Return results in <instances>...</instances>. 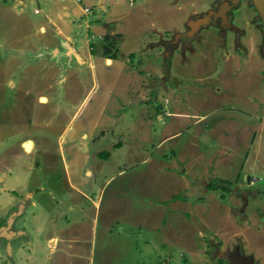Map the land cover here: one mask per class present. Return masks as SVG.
<instances>
[{"label":"rangeland","instance_id":"374dc122","mask_svg":"<svg viewBox=\"0 0 264 264\" xmlns=\"http://www.w3.org/2000/svg\"><path fill=\"white\" fill-rule=\"evenodd\" d=\"M166 1L137 0L146 11L125 21L144 28L142 47L127 45L132 32L122 51L90 38L89 51L134 70L121 89L118 69L101 65L105 89L78 43L38 27L53 0H0V221L18 212L21 233L0 239V264H219L255 233V205L241 219L237 196L206 186L264 180V127L248 115L264 116V40L253 28L241 42L194 33L183 27L193 6Z\"/></svg>","mask_w":264,"mask_h":264},{"label":"crops","instance_id":"0c3cea01","mask_svg":"<svg viewBox=\"0 0 264 264\" xmlns=\"http://www.w3.org/2000/svg\"><path fill=\"white\" fill-rule=\"evenodd\" d=\"M11 1H13V3L15 1L16 2L15 5L17 7H19L21 10H23L25 7H27V4L30 0H26V1L11 0ZM11 1L9 0V4L11 3ZM65 1L66 0H53L52 3H54V8H56V11H54V13L47 11V13L45 15V17L48 19V23H50V26H48L46 23H40L38 27L42 31L47 30V32H51L52 38L56 39V41H58L59 43L66 42L67 44H73L74 45L73 49L76 48L75 47L76 43L79 44L78 48L82 52V56L78 55L79 59L84 61V62H87L89 60L90 65L95 70L93 73L95 88H97V87H99V88L104 87L105 88L106 87L105 78L104 77L102 79L99 78L100 72L105 71V69L104 70L101 69L100 66L102 65L105 68L106 67H114L113 71H115V69H118L120 77H123V79L121 80V83H123V85L119 86L118 82H110V83L114 84L116 88L118 87V88L122 89L124 86V82H126L125 80H127L128 72L133 73L134 70H128V68H127V70L125 69L127 64L123 61V59H122L123 57L121 58L120 55L119 56L116 55L115 58H109L108 57L109 55L106 56V55L101 54L103 56L102 57L101 55H99L97 48L99 49L98 46L103 43L104 38L108 39V40L115 39L118 41V44L122 45V47L120 48V50L122 51V48L125 45L124 43H126V40L131 39L130 38L131 34L133 35V38L128 41L127 45L132 46V47L135 46V48L142 47V44H143L142 41L143 40L141 39L142 36H140L139 34H140V31L144 30V28L140 29V28L136 27V31H134L133 30L134 27H132V29L127 28V30H126L123 28V25H125V21L127 19L131 18L130 17L131 15H134V16L136 15L138 7L140 8V10L145 9V11H146L147 5L146 6L142 5V7H141L140 3H136L137 0H127V1H125V0H90V1H87V3L84 2L85 6H82L79 2H81L83 0H80V1L75 0L77 4L74 3L73 5L68 6ZM171 1L172 0L166 1L169 10H173V8H174V6L171 5ZM4 4H7V3L5 2ZM85 7H91L92 11L89 13H86ZM124 8H128L129 10L125 11ZM36 11L38 13L41 12L40 9H37ZM131 20L133 21V18H131ZM129 33H131V34H129ZM127 34H129V35L126 37ZM90 38L91 39L93 38L94 40L98 39V40H96L97 41L96 43L99 44V45H97L94 43V46L91 44V49H90L91 53L87 49ZM40 39L44 41V38H40ZM90 42L93 43L92 41H90ZM129 42H131V43H129ZM45 45L47 46V44H45ZM44 49H46V48H44ZM123 55H124V53H122V56ZM133 57H134V54L133 53L130 54V58H133ZM130 58H128L126 60H129ZM135 58H136V56H135ZM242 58L246 59L247 57L243 56ZM108 60H111L112 64H107L106 61H108ZM102 61H104V65L102 64ZM206 76H208V75H206ZM263 82H264V80H263ZM153 87H155V86H153ZM115 90H113V91H115ZM105 99H107V97ZM251 101H252V99H251ZM253 104L258 105V103H253ZM261 104L263 105V108H264V101ZM246 114H248L247 111H246ZM248 115L258 117L259 119H261L260 124L263 125V127H264V116L263 115H262V117L257 116V112L249 113ZM247 129L248 128H246V131H248ZM262 129L264 131V128H262ZM254 140H256V137ZM25 147H26V145H25ZM222 153H224V151L221 152V154ZM176 154H177V152H176ZM178 154H179V152H178ZM178 157H179V155H178ZM180 157L182 158V156H180ZM249 157H250V152L245 157L247 161H248ZM182 171H183L182 172V174H183L185 171V167L182 169ZM248 173L249 172H244V174H242L241 172L238 173L236 175V177L234 178L233 182L237 183L238 180H240V178H242L241 177L242 175H243V179L246 178V175ZM211 178H213V176H211ZM258 179L261 180V178H258ZM211 180H213V179H211ZM209 182H208V184H209ZM255 218H256V221L254 223L256 225L262 223L260 217L258 218V216L255 215ZM254 232H255V234L257 233L258 235L264 234V223H262V227H261L260 231H254ZM251 252H253V251H251Z\"/></svg>","mask_w":264,"mask_h":264},{"label":"flooded vegetation","instance_id":"af4514ba","mask_svg":"<svg viewBox=\"0 0 264 264\" xmlns=\"http://www.w3.org/2000/svg\"><path fill=\"white\" fill-rule=\"evenodd\" d=\"M192 1H171V5L174 7L180 3H184L183 8L185 9L193 6L189 10V18L183 22V27L191 29L192 32L196 33L199 29L208 32L216 31L222 39L226 40L227 38L233 42L236 39V34H239L237 35L238 41L241 42V36L245 34L243 31L253 28L258 30L264 40V0H194L196 4ZM200 35L199 33L194 38L191 37L190 40H200ZM241 177L237 183L232 181L233 184L230 191L226 192V196L229 194L237 196L235 198L239 200L238 217L244 220L248 219L252 214L251 211L248 212V208L255 205L253 212L264 223V180L255 179L250 174H247L244 179L243 175ZM16 208L20 211L19 206ZM18 214V212L14 214L15 220L12 224V230L16 233L14 239L21 236L20 230L14 229ZM8 219L7 217L3 222L0 221V226L4 225ZM262 223L256 225V231L261 230ZM250 235H252V237L249 236L250 239L245 235H237L234 240L237 242L234 243L232 249L223 252V254L228 252L227 255L224 254L225 260L220 259L218 263L264 264V234L253 233ZM225 246L228 247V244Z\"/></svg>","mask_w":264,"mask_h":264},{"label":"trees","instance_id":"16d2710c","mask_svg":"<svg viewBox=\"0 0 264 264\" xmlns=\"http://www.w3.org/2000/svg\"><path fill=\"white\" fill-rule=\"evenodd\" d=\"M109 51H110V48H107L105 54L109 53ZM108 57L109 58H115L116 55H115V53L114 54L112 53V55H109ZM153 101H154V96H152V98L149 100V103H153ZM100 155H103V154H100ZM109 155H110L109 152H104V156L105 157H108ZM232 184L233 183L231 181L223 180V179L219 180V178H218V179L212 180L208 184L207 187L209 189H213V190H219L220 189L223 192L222 196H221V199L224 200V199H226V192L230 191V187L232 186Z\"/></svg>","mask_w":264,"mask_h":264},{"label":"water","instance_id":"95a60500","mask_svg":"<svg viewBox=\"0 0 264 264\" xmlns=\"http://www.w3.org/2000/svg\"><path fill=\"white\" fill-rule=\"evenodd\" d=\"M14 220L15 216L11 215L7 222L0 226V239L5 246H10L11 241L16 237V233L12 230Z\"/></svg>","mask_w":264,"mask_h":264},{"label":"built area","instance_id":"2783aa9c","mask_svg":"<svg viewBox=\"0 0 264 264\" xmlns=\"http://www.w3.org/2000/svg\"><path fill=\"white\" fill-rule=\"evenodd\" d=\"M87 11H89L90 9H89V7H87V9H86Z\"/></svg>","mask_w":264,"mask_h":264}]
</instances>
